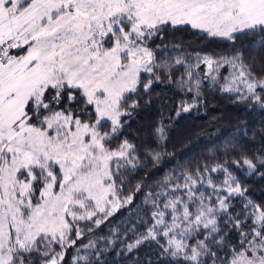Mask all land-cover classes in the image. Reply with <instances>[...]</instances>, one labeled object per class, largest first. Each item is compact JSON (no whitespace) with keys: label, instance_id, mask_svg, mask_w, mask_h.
I'll list each match as a JSON object with an SVG mask.
<instances>
[{"label":"snow or ice","instance_id":"obj_1","mask_svg":"<svg viewBox=\"0 0 264 264\" xmlns=\"http://www.w3.org/2000/svg\"><path fill=\"white\" fill-rule=\"evenodd\" d=\"M187 30L234 51H170L167 35ZM244 37L264 53V0H0V264H264V203L235 172L264 179V150L225 144L224 159L125 192L166 154L125 135L163 76L195 99L207 79L264 109V56L247 63ZM153 137L169 140L163 122ZM137 192L135 219L97 231Z\"/></svg>","mask_w":264,"mask_h":264},{"label":"trees","instance_id":"obj_2","mask_svg":"<svg viewBox=\"0 0 264 264\" xmlns=\"http://www.w3.org/2000/svg\"><path fill=\"white\" fill-rule=\"evenodd\" d=\"M251 39L244 37L237 42V46L244 45L242 50L248 57L247 63H256L259 66L264 53L248 43ZM164 43L170 46V51H174L172 45H180L190 54L199 52L221 56L234 51L228 44L213 43L194 30L169 33ZM226 71L227 68H223L221 73L225 74ZM200 73L203 77V65ZM179 75L180 72L173 70V78ZM201 93V97L195 99L193 93L182 92L175 83H168V76L165 75L162 82L154 84L150 97L143 96V100L151 102L147 105L142 103L140 109L134 113L125 135L137 144L141 155H144L143 149L147 144L164 149L166 154L158 166L141 168L129 175L125 182L127 194L135 192L138 183L154 185L165 175L179 174L175 172L177 168H195L210 159L213 152L219 153V158L224 159L225 144H236L235 149H229L230 155L236 157L241 153L255 155L264 150V109L220 91L207 79L202 80ZM182 102L195 103L196 107L188 112H180L177 116L176 112ZM161 122L166 125L169 140L157 143L153 137V128ZM235 172L247 185L250 198L258 204L264 203V179L259 175H249L246 166L236 169ZM142 200L143 193H135L132 203L120 208L97 231L109 234V224L117 226L126 223L130 212L131 218L135 219L137 206ZM140 254L142 257L147 254V246L140 249ZM67 259H71V250ZM121 264L125 262L122 260Z\"/></svg>","mask_w":264,"mask_h":264},{"label":"rangeland","instance_id":"obj_3","mask_svg":"<svg viewBox=\"0 0 264 264\" xmlns=\"http://www.w3.org/2000/svg\"><path fill=\"white\" fill-rule=\"evenodd\" d=\"M194 54H195V53H194ZM194 54H193V55H194ZM222 69H223V68H222ZM222 69H221V72H222ZM203 70H204V73L207 71V69H206L205 66H203ZM197 71L200 72V69H194V72H197ZM228 71H229V70L227 69V71L225 72V74H222V73H221V74H222V75H227V74H228ZM200 74H201V73H200ZM228 94H231V95H234V96H235V94H233V93H228Z\"/></svg>","mask_w":264,"mask_h":264}]
</instances>
